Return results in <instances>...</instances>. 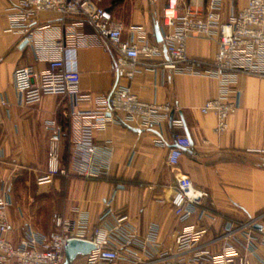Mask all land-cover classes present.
Here are the masks:
<instances>
[{
  "label": "crops",
  "instance_id": "obj_1",
  "mask_svg": "<svg viewBox=\"0 0 264 264\" xmlns=\"http://www.w3.org/2000/svg\"><path fill=\"white\" fill-rule=\"evenodd\" d=\"M93 1L125 25L126 38L130 37L129 31L133 27H143L151 42L160 44L155 25L158 23L161 27L168 0ZM178 1L179 13L183 14L184 6L190 0ZM202 1L201 10L205 15L210 0ZM221 1L225 22H229L248 2ZM15 2L0 0V192L8 189L13 199L9 210L11 232L8 238L15 244L19 243L27 228L50 235L55 230V218H74L75 208L89 214L88 235H92L104 211L105 200L114 196L115 212L129 217V223L139 237L145 236L150 224H156L160 243L164 248L173 247L182 224L174 215L171 200L177 178L188 176L197 189L207 191L210 196L202 207L206 217L201 224L209 229L203 249L212 255L218 254L222 236L231 230L240 253L245 254L246 231L242 230L243 226L256 222L253 233L258 234L260 230L257 227L264 224V154L254 152L264 151V79L247 74L239 76L238 110L229 120L227 133L218 135L215 116L203 115L200 111L208 100L218 96L217 80L174 74L162 68L154 71L145 66L133 80H118L114 74V59L106 43L87 24L79 29L82 38L63 53L54 54L80 73L81 91L102 95L116 85L130 87L144 102L171 103V115L174 119L183 120L184 130L173 129L170 121L161 128L150 130L110 124L104 132L95 133L93 143L101 150L114 149L111 173L91 180L79 179L72 174L56 177L52 188L45 189L54 195L55 206L48 231L34 229L26 216L20 220L17 218L16 211L24 210L16 198L17 179L25 174L38 179L47 172L50 134L45 124L56 120L63 129L61 161L67 169L70 147L77 139L74 132L80 120L71 117V104L59 96H45L36 105L20 102L14 72L26 66L44 71L48 65L37 60L30 47L22 48L21 37L9 31L6 10ZM217 48L218 38H192L187 45L190 57L206 61L215 57ZM167 60L163 50L155 59H143L142 63L160 65ZM2 99L9 101V111L2 106ZM89 109L88 105L81 104L76 111ZM176 134L188 137L192 146L185 151L174 170L167 164V155L176 146ZM160 141L167 146H160ZM27 185H30V179ZM158 257L150 260L156 262ZM249 259L252 264H264V246H258L256 255H250Z\"/></svg>",
  "mask_w": 264,
  "mask_h": 264
},
{
  "label": "built area",
  "instance_id": "obj_2",
  "mask_svg": "<svg viewBox=\"0 0 264 264\" xmlns=\"http://www.w3.org/2000/svg\"><path fill=\"white\" fill-rule=\"evenodd\" d=\"M202 7V0H190L180 14L179 1L168 0L163 10L160 44L151 42L143 27H133L130 37L126 38L125 25L93 0H16L7 8L9 31L21 37V45L27 41L26 47L32 49L37 60L48 65L44 71L26 66L14 72L20 102L36 105L45 96H59L71 104V117L80 120L67 169L61 161L63 129L56 120L45 124L50 134L48 164L46 174L38 178V185H51L56 177L70 174L88 180L108 176L114 149L101 150L93 143V136L104 132L110 124L150 130L170 121L175 130L185 127L182 119L171 120V103L144 102L130 87L116 85L102 95L81 91L80 73L54 54L63 53L82 38L79 29L84 24L90 25L106 43L118 80H133L142 66L217 80L218 96L208 100L200 111L203 115L215 116L218 135L227 133L229 120L238 110L239 76L247 74L264 79V0H248L229 22L224 21L221 0H210L205 15ZM192 38H218L215 57L211 61L190 57L187 45ZM163 50L168 56L166 62L142 63L143 59H155ZM1 104L9 111L11 105L7 99H2ZM81 104L90 109L76 111ZM159 145L167 146L164 141ZM175 145L167 155V164L174 170L192 144L188 137L176 134ZM254 152L264 154L261 150ZM209 197L207 191L194 186L190 177L177 178L171 204L182 227L174 246L169 248L160 243L156 224H150L145 236L139 237L129 217L115 212L114 196L105 200L104 211L92 235H88L89 214L75 208L74 218H55L52 234L43 235L27 228L23 238L15 244L8 238L13 199L6 189L0 192V264H66V249L75 240L90 243L94 250L89 255L78 256L72 264H252L249 256L256 255L258 246H264V224L260 225L258 234L253 233L256 222L243 226L245 254L240 253L231 230L222 236L218 254L212 255L203 249L209 229L201 224L206 217L202 207ZM189 254L192 256L188 257ZM154 256H159L156 262L150 260Z\"/></svg>",
  "mask_w": 264,
  "mask_h": 264
},
{
  "label": "rangeland",
  "instance_id": "obj_3",
  "mask_svg": "<svg viewBox=\"0 0 264 264\" xmlns=\"http://www.w3.org/2000/svg\"><path fill=\"white\" fill-rule=\"evenodd\" d=\"M28 179H30L29 186L27 185ZM79 179L82 178L79 177ZM51 188V185H38V179L35 177L33 178L30 176L29 178L26 174L21 175L17 179L15 192L18 200L17 202L22 205L21 207H23L24 210L23 212L16 211L15 215L18 216L17 218L20 220L26 216L30 219V223L33 224L32 227L34 229L38 231H48L52 217L55 213V206L52 198L54 195L51 194L52 192H45V189ZM55 204L57 205V201H55ZM74 264H77V262Z\"/></svg>",
  "mask_w": 264,
  "mask_h": 264
},
{
  "label": "water",
  "instance_id": "obj_4",
  "mask_svg": "<svg viewBox=\"0 0 264 264\" xmlns=\"http://www.w3.org/2000/svg\"><path fill=\"white\" fill-rule=\"evenodd\" d=\"M155 34L157 41L159 43H162L163 38H162V33H161V28L160 25L157 23L155 25ZM27 41H25L22 44V48L27 46ZM171 120H173V116L171 115ZM188 151V150H185ZM258 230H261V226L257 227ZM94 250V246L91 245L90 243L84 242V241H71L68 248L66 249V255H67V262L66 264H72L74 260L78 256H86L89 255L92 251Z\"/></svg>",
  "mask_w": 264,
  "mask_h": 264
}]
</instances>
